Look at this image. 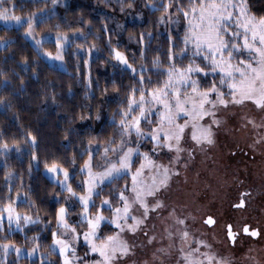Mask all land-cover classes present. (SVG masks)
<instances>
[{
    "label": "trees",
    "instance_id": "trees-1",
    "mask_svg": "<svg viewBox=\"0 0 264 264\" xmlns=\"http://www.w3.org/2000/svg\"><path fill=\"white\" fill-rule=\"evenodd\" d=\"M1 1L13 6L17 16L42 17L36 24L37 32L63 34L69 44L64 51L66 68L62 69L41 54L44 50L56 52V42L45 41L38 49L25 35L27 24L0 25V41L8 40L0 47V146L29 149L21 155L0 151V213L14 205L23 190L26 199L16 202L17 210L39 218V223H28L22 229L0 220L5 225L0 228V264H64L55 251H50L51 261L39 256L2 258L3 242L27 244L37 238L46 249L53 233L61 228L57 214L67 202L66 191L43 169L53 162L68 170L76 167L72 176L75 183L83 175L80 168L86 161L88 144L119 141V122L131 89L143 87L147 93L159 88L168 77L159 72H166L172 65L186 67L195 57L190 52L181 56L186 48L185 16L181 27L172 31L160 22L169 11H177L175 2L165 11L161 4L168 5V0H68L57 9L52 0ZM246 2L255 18H264V0ZM179 6L188 11L189 0H181ZM113 49L121 52L138 73L143 66V84L138 83L139 75L134 77L114 58ZM241 55L248 58L246 52ZM157 60L159 69L154 67ZM199 61L203 68L197 73L200 88L209 90L213 82L219 86L221 73L205 77L203 73L210 71L205 64L209 62ZM220 89L228 90L226 85ZM135 95L140 96V92ZM99 114L104 118L97 123L95 116ZM125 180L129 177L103 186L102 193L115 207L119 195L108 190L115 184L123 185ZM115 232L114 225L104 223L97 239L104 241Z\"/></svg>",
    "mask_w": 264,
    "mask_h": 264
},
{
    "label": "rangeland",
    "instance_id": "rangeland-1",
    "mask_svg": "<svg viewBox=\"0 0 264 264\" xmlns=\"http://www.w3.org/2000/svg\"><path fill=\"white\" fill-rule=\"evenodd\" d=\"M67 1L68 0H56L53 6L54 9H57L59 5L65 4ZM7 3L9 4L8 1ZM206 3L220 4V0H206ZM196 7V14L190 13L188 17H185V34H194L201 39H210L207 23L202 25L199 19V0H197ZM246 8L247 16L249 18H254L253 22L258 25L260 19L255 18L251 14L247 2ZM3 14L17 16L14 14L13 6H6V2L1 1L0 15ZM17 17H20L23 23L18 24L14 20H9L8 22L0 20V25L19 27L23 24H27L28 28L25 35L38 49L41 48V45L45 41L56 42V52L44 50L41 51V54L50 64L65 69L64 51L69 44L68 37L63 34H39L36 30V24L42 17H38V15L34 17ZM205 17L207 18V13H205ZM29 19L31 23V35L27 34L29 31V23L27 21ZM164 20L165 22L163 25L165 28L168 31H172L173 29L181 27L184 22V15L182 12L171 10L164 16ZM190 23L192 26L191 28L189 27ZM233 30L235 29H230V31ZM225 39H227V37H225ZM7 41L8 40L0 41V47L4 46ZM36 41H40V44L38 45ZM237 43L242 44V39L238 40ZM58 45H63V47H58ZM256 46L259 47V44L257 43ZM186 47L188 48L186 53L190 52L193 55L194 45L189 44ZM244 52L247 53L248 58H244L241 55ZM58 54L62 55V60L53 59V57ZM241 54H235L234 58L230 61L226 53L224 56V60L228 61L231 65L230 68L226 67L225 71H232L235 76V80H229L228 83H236L238 87L240 86L239 82L241 77L239 72H236L235 69L239 68L240 71L246 70L240 61L243 60L245 65L252 63L253 67H256L255 61L249 58L248 50L242 48ZM204 55H208L207 51L203 52L200 56L193 55L195 58L192 60V63L188 64L186 67L175 65V68L178 72H184V70L190 66L203 69L199 59L203 60ZM255 55L256 54L253 52L252 56ZM209 59H211V57ZM190 76L191 80L198 81L197 73H192ZM178 80L179 76L174 75L173 81ZM163 86L149 90L145 93V98L150 99L151 97L148 93L163 88ZM206 91L208 90H202L200 88L199 82L196 92H193L190 85L184 86L177 84L176 88L173 90L174 94H170L167 98H164L163 103H153L151 105V114L146 113L148 115V120L145 121L141 119L140 121L139 126L141 131L159 134L161 137V144L169 143L175 145L174 134L178 132L177 125H188L184 129L180 141L179 146L183 151L179 153L178 161L176 160L177 153L174 148L169 151L167 147H156V142L152 140L150 136L138 138L133 132L130 136L126 137V139L130 141L127 147L135 148L139 145L140 152L147 154L148 159H144L143 155L138 159L134 157L135 163L126 176L129 177V180L123 181V185L121 186H119L120 184H115L108 190L109 192H117L116 194L118 195L123 192L126 197H129V203H131V198L135 195L131 191V188L133 183L132 177L136 169L144 165L141 175L136 177L137 191L142 193L147 192L150 188L159 186L163 176L161 174L162 169L158 170L157 166L167 167L170 170L166 187H161L155 196H143L149 208L153 206L156 200H159L162 204L160 209L149 211L147 218L144 219V209L140 207L139 204L132 205L130 208L131 215L135 216L137 219H144V223L139 225L134 233L129 230L128 225L134 224L135 221L130 218L127 219V221L120 219L118 223L124 228L123 231L116 226V223H110L116 227V232L109 236L113 239L111 241H109V237L104 241H99L97 239L100 234L101 226L107 223V220H116L114 210L116 208H123L122 201L119 200V204L115 207L112 205L110 198L100 192V198L97 196H93L92 198L95 200L96 207L93 208L89 206L87 213L88 219L90 220H94L97 213L106 218L105 221L100 222L99 227L95 230V235H90L87 240L85 239L84 234L90 233L92 230L87 221L81 222L84 209L83 206L73 198L71 202L67 200L66 204L62 206L66 209L65 222L68 225V229L61 227L58 233L56 232L55 237L56 239L64 240L65 243L69 245L67 251L61 254L60 246L54 244V237L49 248L46 249L42 247V242L39 239L32 238L27 244L3 242L2 246L8 244L10 245V250L8 252L4 251L2 258L7 261L14 257L39 256L44 260L51 261L52 257L50 251L55 249V252L60 254L63 263L65 258H67L70 264H98L103 258L100 256L99 251H92L93 246H95L98 250L103 249L110 255L113 249H116L115 259L112 260L110 264H186L184 257L189 256V254H191L190 260L192 264H199L200 261H204V264H208V261L204 256H201L200 253H207L209 256L215 257L211 264H217V261H219L220 264H264V202L260 201L258 197L264 196V182L261 180L264 179V140L261 139V137H264V127H254L252 123H248V121L251 120L258 125L264 121V110L257 108L254 103L246 100L242 105L230 103L227 108L220 106L219 110L216 111L215 118L220 120L221 123L219 125H213L212 127L214 141V136L216 134L225 136L227 132L230 131V134L233 136L230 141L231 148L236 149L238 145L244 148L249 147L251 151H249L248 157L255 155L256 159L254 161L256 167H254L253 163L244 166L249 173L248 177L254 179L253 183L250 181L251 184L245 187L250 189L254 187L252 184H255L256 191L253 194L254 196L249 199L247 208H234V203L237 202L234 193V190L235 192L237 190V184L233 182H236L238 177L235 173L231 174L229 175L231 178L229 181V179H226L227 176H224V173L221 171L222 169H219L221 160L215 158L216 155L218 156L215 143L211 145L207 143L198 145L191 138L192 132L195 130L193 124L198 123L200 126H207L211 120V117L208 116H205L203 119H199L197 116L200 110L199 102L201 97L199 94ZM220 91L225 92L223 89H220ZM226 92H228V90ZM139 97L140 96L135 95L137 100H139ZM211 98L214 99V96ZM237 98H239V95ZM230 99L231 97L225 96V100ZM177 100L180 102L179 108L176 106ZM165 104H168L170 107L166 109L164 107ZM148 107L149 105L145 104V109H148ZM204 107L208 108L209 105L205 104ZM180 109H183V111H180ZM124 111H127V109ZM184 113H188V115ZM97 116H99V119H97ZM134 116H139V112L137 111L131 114L128 119H132ZM169 116L173 117L171 122L168 119ZM193 117H196V119H193ZM103 118V114L95 116L97 123L101 122ZM165 133L169 136H173V139L166 141L164 139ZM120 143L121 136L118 142L111 140L105 143L93 142L87 145L86 161L89 160V155L91 154L93 157V172L103 171V168L98 165L104 162V149L106 147L116 148ZM5 145L0 146V151L5 155L12 153L21 155L22 153L29 152V149L25 147L7 145L5 148ZM154 148L155 152H153ZM230 150L231 149L227 151ZM189 153H191V155H189ZM109 156H113V154L109 152ZM75 168L76 167H73L72 170L64 169L69 172L70 176L67 184L76 193L77 197H79L86 194L87 185L85 184L83 188L78 185H80L81 181H87L88 176L86 173H83L82 177L78 178L74 183L72 181V176L74 175L73 170ZM43 172L51 180L56 182L64 179L62 174L54 175L49 173L46 167L43 169ZM233 184L234 190L232 189L233 193L231 194L229 192ZM126 185L127 188H125ZM75 186L79 187L81 191L77 190ZM66 195L70 197L71 194L66 191ZM25 199L26 196L23 190H21V194L19 193L15 198L16 202ZM104 200L110 202L112 210L105 211L101 208V203ZM16 202L14 205L6 207L5 210L0 213V220H7L15 229H22V227L26 225L23 218L25 216H32L18 211ZM9 209H11V211H9ZM137 209L139 210L137 211ZM10 215L13 217L11 222H9L8 219ZM207 215H213L215 217L216 222L213 226H209L205 223L204 219ZM17 216L20 217L19 227L15 220ZM180 219L184 220L183 224L177 223ZM228 222L232 223L235 229H239L244 223H251L254 226H258L262 230V238L259 240H252L241 237L233 246L228 238V231L226 229ZM0 228H5L2 222H0ZM73 228L75 232L70 231V229ZM185 231L188 235L186 238H182V234ZM150 240L151 243H149ZM124 244H127L129 251L127 254L121 255L120 249ZM16 249L19 251H16ZM33 249H35V252ZM161 249H163V251H161ZM193 249H199V252H193ZM2 264H4V262Z\"/></svg>",
    "mask_w": 264,
    "mask_h": 264
},
{
    "label": "snow or ice",
    "instance_id": "snow-or-ice-1",
    "mask_svg": "<svg viewBox=\"0 0 264 264\" xmlns=\"http://www.w3.org/2000/svg\"><path fill=\"white\" fill-rule=\"evenodd\" d=\"M53 3H56V0H52ZM173 2H175L178 7L177 11L182 12L185 17H188L191 14L197 13L196 3L197 0H189L190 8L188 11H184L182 7H180L181 0H168V5L161 4V7L167 10V7H170ZM151 6V5H149ZM205 13H207V18L205 17ZM199 19L201 20V24L204 25L207 23V28L210 33V39H201L194 34H186L184 37V44L187 46L189 44L194 45V56H200L203 52L207 51L208 55L203 56L204 61H209L208 64H205V67L210 68L209 72H204L203 75L205 77L210 75H215L218 72L221 73L219 75V86L215 82L212 83L211 88L206 91L200 93V102H199V112L197 116L199 119H203L205 116L211 117L210 122L207 126H200L198 123L193 124V128L195 129L192 132L191 138L196 142V144L207 143L211 145L214 143L213 139V125H219L221 123L220 120L216 119V111L219 110L220 106L227 108L229 104L242 105L244 102L251 101L256 105L257 108L264 110V18H261L259 24L254 23V18H249L247 16V8H246V0H220V4L215 3H206V0H199ZM0 20L8 22L9 20H14L18 24L23 23L20 17L17 16H9L7 14L0 15ZM29 23V31L28 35H31V23L30 19L27 21ZM161 23H164V17H161ZM191 28V23L189 25ZM230 29H235L230 31ZM227 37V39H225ZM251 38V43H250ZM242 39L243 43H237L238 40ZM39 45L40 41H36ZM259 44V47L256 44ZM58 47H63V45H58ZM246 49L249 52V58L255 61L256 67H253L252 63L244 64V61L241 60L240 63L244 65L245 71H240L239 68H236L235 71L239 72L241 80L239 82V87L236 83H228L229 80H235V76L232 71H225V68H230L231 65L228 61L224 60L225 53L227 54L228 60L234 58L235 54H241V49ZM188 51L186 47L184 52L181 53L183 55ZM255 53V56H252V53ZM112 55L114 58L120 63L123 64L127 69H130L133 76L139 75L138 83H144V76L142 74L143 66H141V72H137L135 68L132 67L131 64L128 63V60L125 56L113 49ZM211 57V59H209ZM62 55H57L53 57L56 60H62ZM171 58V57H170ZM154 67L159 69V61H154ZM203 72V69L199 67H188L184 70V72H178L175 68V65H172L166 72H159L160 75H167L168 80L164 82L163 88L153 90L148 93L151 97L150 99L145 98V90L143 87L137 89L132 88L129 98L127 111L122 113V118L120 120V136L121 143L116 148H108L104 149L103 153V164L98 165L103 168V171L93 172L92 168V155H89V160L85 162L84 166L80 168L81 173H86L88 176L87 181H81V188L84 185H87L86 194L77 197L76 193L72 190V188L67 184L69 180V172L64 168L60 167L56 162H53L49 167L46 165L47 171L52 174H62L64 179L62 181H58L62 190L70 193V197H66V200L71 202L73 198L80 205L83 206L84 212L81 216V222L87 221L91 228L90 233H85V239L87 240L88 236L95 235V230L99 227L101 221H105V217L97 213L94 217V220L88 219V208L89 206L95 208L96 203L93 200V196H99L100 192L103 191V186L111 185L117 179L124 178L131 171L133 164L135 163V159H138L140 156H144V159H148L147 154L141 153L139 150V145L137 147H127V144L130 143L126 139V137L130 136L133 132L136 134L138 138H143L145 136H150L152 140L156 142V147L164 148L167 147L169 151L174 150L177 153L176 160H179V153L183 151V149L179 146L182 138V134L184 132L185 127L188 125L185 124L183 126L177 125L178 132L174 134L175 145L164 143L161 144V137L159 134L145 133L141 131L140 121L144 119L148 120V115L151 114L152 108L151 105L153 103H163V99L167 98L170 94H174L173 90L176 88L177 84H181L184 86L190 85L192 87L193 92L197 91L198 81L191 80L190 74L192 73H200ZM179 76L178 81H173V76ZM149 82L151 77L148 78ZM227 84L228 92L220 91V88ZM140 92L139 100L135 98L136 92ZM231 97L230 100H225V96ZM239 95V98L237 96ZM214 96V99L211 97ZM145 104L149 105L148 109H145ZM208 104L209 107L205 108L204 105ZM180 102L177 100L176 106L179 108ZM164 107L168 109L170 106L165 104ZM139 112V116H134L132 119H128V117L135 113ZM183 111V109H180ZM147 113V114H146ZM188 115V113H184ZM99 119V116H97ZM169 121L173 119V117H168ZM196 119V117H193ZM248 123H252L254 127H264V121L260 124H255L254 121L249 120ZM164 139L171 140L173 136H169L165 133ZM264 140V137H261ZM32 143L35 144V138H32ZM5 148L7 145L4 146ZM126 149V150H125ZM98 151V150H97ZM109 152L113 154V156H109ZM155 152V148L153 149ZM191 155V153H189ZM115 157V158H113ZM35 159V157H33ZM72 164L75 165V160L72 161ZM144 165H141L140 168L136 169V172L133 174L132 180V188L131 191L135 194L131 198V203H129V197H126L123 192L119 194V200L123 202V208H116L114 210V214L116 216V220H107V223H116V226L120 228L121 231L124 228L118 223L120 219L127 221V219H132L135 221L134 224L128 225V228L131 232H135L139 225L144 223V219L147 218L149 211H156L162 207V204L159 200H156L151 208H149L148 204L145 203L143 196H155V194L160 190L161 187H166V182L169 176V168L163 166H157L158 170L162 169L163 178L160 180L159 186L156 188H150L147 192L142 193L137 191V180L136 177L141 175ZM155 183V181H154ZM127 188V185L125 186ZM139 204L140 207L144 209L143 217L144 219H137L135 216L130 214V208L132 205ZM236 207H243V201L240 204L235 205ZM101 208L106 210H112V205L108 200H104L101 203ZM139 209H137L138 211ZM11 211V209H9ZM66 209L61 207L57 214V225L59 227H63L68 229V225L65 222ZM9 222L12 221L13 217L10 215L8 217ZM24 223L28 224H37L39 223V218L33 219L32 217L25 216ZM17 222V226L19 227L20 217H15ZM179 224H183L184 220L180 219L177 221ZM205 223L208 225H212L215 221L209 217L205 220ZM70 231L75 232V229H70ZM245 233L250 234L251 236H257L259 233L256 230L249 232V229L245 227L243 229ZM188 233L185 231L182 234V238H186ZM54 244L60 246L61 254L68 250L69 245L65 243L64 240L56 239V233H53ZM229 237L234 240V235L231 232V226H229ZM109 241L113 238L109 237ZM151 243V240L149 241ZM3 250L8 252L10 250V245L4 244ZM106 247V246H105ZM16 251H19L16 249ZM35 252V249H33ZM55 251V249H53ZM93 252L99 251L100 256L103 258L102 261L98 262V264H110L112 260L115 259L116 249H113L112 254H108L103 249H97L95 246L92 248ZM129 251L127 244H124L120 249L121 255L127 254ZM163 251V249H161ZM193 252H199V249H193ZM74 255V252H73ZM190 255L185 256L184 260L186 264H192L190 260ZM201 256H204L208 261V264L215 259L213 256H209L207 253H200ZM64 264H70L69 260L65 258ZM199 264H204V261H200ZM217 264H220L217 261Z\"/></svg>",
    "mask_w": 264,
    "mask_h": 264
},
{
    "label": "flooded vegetation",
    "instance_id": "flooded-vegetation-1",
    "mask_svg": "<svg viewBox=\"0 0 264 264\" xmlns=\"http://www.w3.org/2000/svg\"><path fill=\"white\" fill-rule=\"evenodd\" d=\"M230 133L231 132L228 131L225 136H221V134H216L214 136V138H215L214 143H215L217 150H218V152H217L218 156L216 155L217 157L215 156V158L217 160H221L219 169H222L221 171L224 173V176H227L226 179H229V181H230L231 178L229 177V175L234 174V173L238 177V180L236 182H233L234 184L235 183L237 184L236 192L234 190V187H233L234 184H233V185H231V188H230L231 191L229 193L232 194L233 193L232 189H233L234 193L236 195L235 199H237V202L234 203L233 207L238 208V209L239 208L245 209L248 206L249 199L254 196L253 194L256 191V189H255L256 187H255V184H252V185H254V187H252L250 189H247L245 187V186L253 183L254 179L248 177L249 173L244 168V166H246L247 164L248 165H250L252 163L254 164V161L256 159H255V155H251L248 157L249 151H251L249 147L244 148V147L238 145V147L236 149H234V148L232 149L231 148L232 146L230 145L231 144L230 141H231L233 136ZM229 149H231V150L227 151ZM196 156H197V154H196ZM257 162H256V164H257ZM254 167H256L255 164H254ZM261 180H263V182H264V179H261ZM250 181H251V183H250ZM258 197H259L260 201L264 202V196H258ZM241 201H243V207H236L235 205L240 204ZM209 217H211L216 222V219L213 215H207L206 218L204 219V221L206 219H208ZM213 225H209V226H213ZM230 225L232 226V228L235 232V237H234L235 240H234V242L231 243L233 246L235 245V243L239 239H241V237H243L245 239H252V240H259L262 238L261 228L258 226H254L251 223H244L239 229H235L234 226L232 225V223L228 222L227 226H226L227 231H228V227ZM245 227H247L249 229V232L256 230V231H258L259 234L257 236H251L250 234L245 233L243 231V229Z\"/></svg>",
    "mask_w": 264,
    "mask_h": 264
},
{
    "label": "water",
    "instance_id": "water-1",
    "mask_svg": "<svg viewBox=\"0 0 264 264\" xmlns=\"http://www.w3.org/2000/svg\"><path fill=\"white\" fill-rule=\"evenodd\" d=\"M212 225H213V224H212ZM230 226H231V225H230ZM231 232L233 233V235H234V237H235V232H234L232 226H231ZM228 237H229V227H228ZM229 239H230L231 243L234 242V240H235V238H234V240H233V239H231L230 237H229Z\"/></svg>",
    "mask_w": 264,
    "mask_h": 264
}]
</instances>
